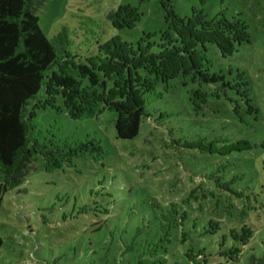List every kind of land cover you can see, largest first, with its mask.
Returning <instances> with one entry per match:
<instances>
[{"label": "rangeland", "instance_id": "rangeland-1", "mask_svg": "<svg viewBox=\"0 0 264 264\" xmlns=\"http://www.w3.org/2000/svg\"><path fill=\"white\" fill-rule=\"evenodd\" d=\"M38 16L69 44L27 107L34 169L2 195L0 264L145 262L172 202L218 223L198 240L211 260L242 227L235 264L264 259V0H45ZM112 101L146 110L135 138L99 110ZM200 139L251 149L182 146ZM186 248L158 256L189 264Z\"/></svg>", "mask_w": 264, "mask_h": 264}, {"label": "trees", "instance_id": "trees-1", "mask_svg": "<svg viewBox=\"0 0 264 264\" xmlns=\"http://www.w3.org/2000/svg\"><path fill=\"white\" fill-rule=\"evenodd\" d=\"M44 3L45 0H0V203L2 195L8 189L22 185L30 170L34 169V126L27 107L30 100L36 98L50 68L58 56L65 54L69 44L65 28L51 39L42 32L38 11ZM99 110H108L114 114V129L121 140L135 138L142 118L149 116L144 109L116 101L106 106L102 102ZM163 130L165 131L164 128ZM217 143L216 140L207 142L200 139L184 141L182 146L222 156L251 149V144L247 141L222 147H218ZM204 177L208 182L218 179L214 172ZM194 192L195 189L188 196ZM199 220L205 223L203 230L199 227ZM153 221L158 226L159 233L156 235L155 244L150 245L152 248L149 250V259L133 264H166V258L159 257L158 250L166 253L173 245H187L179 255L185 257L189 264H235L251 237L250 230L246 227H242L239 232L231 230V246L224 244V238L218 242V249L214 254L219 258L218 262L216 259L211 260L206 248L199 243L203 242L205 236L218 230L217 222L199 218L182 204L173 202L159 212L154 211ZM140 231L141 228H138L137 232ZM1 246L0 236V248ZM251 262L263 264L264 259L255 262L252 258Z\"/></svg>", "mask_w": 264, "mask_h": 264}]
</instances>
